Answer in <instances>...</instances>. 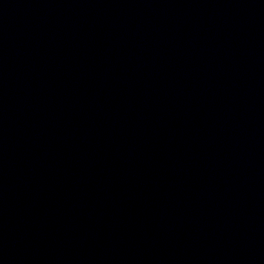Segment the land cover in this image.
<instances>
[{
    "label": "water",
    "instance_id": "obj_1",
    "mask_svg": "<svg viewBox=\"0 0 264 264\" xmlns=\"http://www.w3.org/2000/svg\"><path fill=\"white\" fill-rule=\"evenodd\" d=\"M0 264H264V0H0Z\"/></svg>",
    "mask_w": 264,
    "mask_h": 264
}]
</instances>
